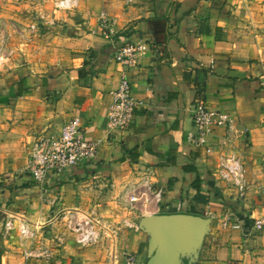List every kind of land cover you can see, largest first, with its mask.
<instances>
[{
  "label": "crops",
  "instance_id": "1",
  "mask_svg": "<svg viewBox=\"0 0 264 264\" xmlns=\"http://www.w3.org/2000/svg\"><path fill=\"white\" fill-rule=\"evenodd\" d=\"M48 21L30 43L26 29L7 33L0 217L12 226L0 231V264H146L138 220L169 213L212 217L198 264H264V229L252 228L264 215V0H79ZM120 45L138 49L129 67L114 58ZM123 70L136 105L119 129L108 115ZM198 101L234 116L235 128L215 127L195 146ZM73 116L95 158L35 181L33 139ZM229 157L241 162V194L213 175ZM67 217L92 219L95 240L78 244Z\"/></svg>",
  "mask_w": 264,
  "mask_h": 264
},
{
  "label": "built area",
  "instance_id": "2",
  "mask_svg": "<svg viewBox=\"0 0 264 264\" xmlns=\"http://www.w3.org/2000/svg\"><path fill=\"white\" fill-rule=\"evenodd\" d=\"M50 1L53 3V12L72 11L77 8L79 2V0ZM101 25L105 27V22ZM137 50L129 45H120L115 50L114 58L123 67H129L135 61ZM7 57L0 47V66ZM111 97L108 122L113 127L126 129L132 121L136 99L133 97L131 83L124 70L120 75L118 87L111 92ZM192 121L196 133L191 142L195 146H206L210 133L215 127L235 128L237 119L223 111L208 109L202 101H198L192 107ZM96 149V143L85 137L79 118L73 116L63 124L59 132L40 133L35 136L28 152L26 170L35 181L41 182L51 174L60 175L68 169L92 161L95 158ZM213 175L229 183L240 194L243 192L244 176L239 158L229 157L224 162H220ZM146 188L150 189V186L146 184ZM154 197L159 199L160 190L154 193ZM137 199L133 195L128 197L130 202ZM66 224L75 233L78 244L87 245L95 240L96 231L92 219L80 217L72 220L71 217H67ZM222 224L226 225V220ZM11 226L12 223L7 220L4 229L9 230ZM252 228L254 231L264 229V215L254 219ZM132 262L133 258L128 256L127 263L132 264Z\"/></svg>",
  "mask_w": 264,
  "mask_h": 264
},
{
  "label": "water",
  "instance_id": "3",
  "mask_svg": "<svg viewBox=\"0 0 264 264\" xmlns=\"http://www.w3.org/2000/svg\"><path fill=\"white\" fill-rule=\"evenodd\" d=\"M212 217L190 214H148L138 220L147 233L146 264H197Z\"/></svg>",
  "mask_w": 264,
  "mask_h": 264
},
{
  "label": "rangeland",
  "instance_id": "4",
  "mask_svg": "<svg viewBox=\"0 0 264 264\" xmlns=\"http://www.w3.org/2000/svg\"><path fill=\"white\" fill-rule=\"evenodd\" d=\"M4 5L0 4V47L3 52L9 53L11 41L8 31H21L26 29L28 32L27 42H32L36 31L43 26L44 23H50L49 18H54L53 3L50 0H1ZM69 12V11H68ZM6 38V39H5ZM13 41V40H12ZM15 42H18L14 39ZM6 61V60H5ZM3 64L0 66V70ZM28 157V155H27ZM0 217V231L4 230L5 220ZM0 237L2 234L0 232Z\"/></svg>",
  "mask_w": 264,
  "mask_h": 264
},
{
  "label": "trees",
  "instance_id": "5",
  "mask_svg": "<svg viewBox=\"0 0 264 264\" xmlns=\"http://www.w3.org/2000/svg\"><path fill=\"white\" fill-rule=\"evenodd\" d=\"M22 94V91H20V89H19V91L17 92V96H20ZM199 96L197 95V98H198ZM198 182V180L197 179H195V181L192 183V186L194 187V188H198L199 187V184L197 183ZM185 264H187V261L185 260ZM198 264V263H197Z\"/></svg>",
  "mask_w": 264,
  "mask_h": 264
}]
</instances>
